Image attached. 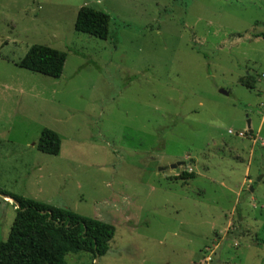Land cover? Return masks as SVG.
<instances>
[{
  "label": "rangeland",
  "instance_id": "rangeland-1",
  "mask_svg": "<svg viewBox=\"0 0 264 264\" xmlns=\"http://www.w3.org/2000/svg\"><path fill=\"white\" fill-rule=\"evenodd\" d=\"M262 33L264 0H0V189L112 225L98 264H264ZM33 44L66 52L59 78L18 65Z\"/></svg>",
  "mask_w": 264,
  "mask_h": 264
},
{
  "label": "trees",
  "instance_id": "trees-1",
  "mask_svg": "<svg viewBox=\"0 0 264 264\" xmlns=\"http://www.w3.org/2000/svg\"><path fill=\"white\" fill-rule=\"evenodd\" d=\"M110 20L111 17L106 12L82 6L76 14L74 30L107 39ZM259 36L264 38V33L255 35ZM66 56L65 51L33 44L18 65L31 72L59 78ZM247 80L253 87L255 77L247 76ZM60 145L58 134L44 128L36 149L42 153L57 155ZM182 176L193 178L194 174L183 172ZM0 195L11 199L16 205L8 237L5 241L0 239V264H66V255L78 252H86L92 257L90 262L80 264H98L95 263L96 257L107 252L115 233L112 225L2 189Z\"/></svg>",
  "mask_w": 264,
  "mask_h": 264
},
{
  "label": "water",
  "instance_id": "water-1",
  "mask_svg": "<svg viewBox=\"0 0 264 264\" xmlns=\"http://www.w3.org/2000/svg\"><path fill=\"white\" fill-rule=\"evenodd\" d=\"M221 92H223L222 90H221ZM249 126V125H248ZM184 162H176V163H174V164H170L169 165V168H171V169H174V170H178V166L179 165H182ZM164 169V168H163ZM1 196H4V195H1ZM4 197H6V196H4ZM98 258L99 257H96V259H95V263H98Z\"/></svg>",
  "mask_w": 264,
  "mask_h": 264
},
{
  "label": "crops",
  "instance_id": "crops-1",
  "mask_svg": "<svg viewBox=\"0 0 264 264\" xmlns=\"http://www.w3.org/2000/svg\"><path fill=\"white\" fill-rule=\"evenodd\" d=\"M60 152V151H59ZM9 199V198H8Z\"/></svg>",
  "mask_w": 264,
  "mask_h": 264
}]
</instances>
